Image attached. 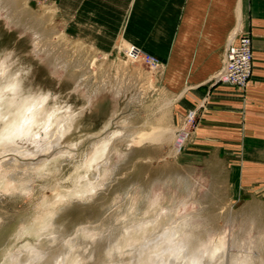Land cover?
Segmentation results:
<instances>
[{"label":"rangeland","instance_id":"374dc122","mask_svg":"<svg viewBox=\"0 0 264 264\" xmlns=\"http://www.w3.org/2000/svg\"><path fill=\"white\" fill-rule=\"evenodd\" d=\"M101 1L0 0L18 22L10 29L0 17V130L4 135L9 122L24 119L27 108L38 120L35 137L53 119L68 126H59V142L49 139L34 153L0 143V264H45L51 257L52 264H154L157 254L167 257L155 242L185 217L215 232L227 264L242 254L245 229L264 232V160L243 159L242 145L218 152L196 144V119L188 120L193 114L163 86L164 67L152 68L144 50L128 52L118 30L122 16ZM78 3L94 6L95 15ZM35 25L49 48L73 63L61 77L50 71L54 54L44 61L35 55L28 31ZM117 71L129 93L118 106L107 98L90 106L101 80ZM79 84L86 96L75 90ZM140 90L141 100L129 104ZM179 133L185 141L178 150Z\"/></svg>","mask_w":264,"mask_h":264},{"label":"crops","instance_id":"0c3cea01","mask_svg":"<svg viewBox=\"0 0 264 264\" xmlns=\"http://www.w3.org/2000/svg\"><path fill=\"white\" fill-rule=\"evenodd\" d=\"M101 2L122 16L121 43L148 52L164 67L163 86L183 111L195 114L196 144L218 152L222 145H242L243 159L264 160V0ZM77 7L95 15L94 6ZM236 33L253 39L254 68L245 90L212 83Z\"/></svg>","mask_w":264,"mask_h":264},{"label":"bare ground","instance_id":"6f19581e","mask_svg":"<svg viewBox=\"0 0 264 264\" xmlns=\"http://www.w3.org/2000/svg\"><path fill=\"white\" fill-rule=\"evenodd\" d=\"M0 17L2 18L4 23L10 29L16 28V26L18 25V22L16 23V18L11 16V15L9 16L7 14L6 9L2 3H0ZM39 29L40 28L36 25L31 26L28 29V31L30 32L29 35H30V37H32V43H33L35 55L40 60L44 61L45 59L50 58V56H52L54 54L55 55L54 57H56V59L54 61L56 63V65L50 71L56 77H61L70 68L71 69L73 68V66L71 65L73 63L71 61L66 60L67 58L64 61L62 59L63 56H65L64 54H57L56 55L55 52H53V50L51 49L52 47L49 48L50 47V44H49L50 42H48L49 39L46 38L47 36L45 37V34H40ZM26 34H28V33H26ZM230 40L232 41L234 39L231 38ZM126 44H127L126 46H127L128 52L131 54L134 53L135 48L127 42H126ZM33 54H34V52H33ZM226 55H227V53H226ZM253 56H254V54H253ZM153 60H154L153 68H158L160 66V64L157 62V60L155 58H153ZM225 61H226V58H225ZM2 65H3L2 67H4L5 64H2ZM224 65H225V62L223 64V67H224ZM223 67H222V69H223ZM222 69H221V71H222ZM4 70H5V68H4ZM82 73H83L82 79L85 77V79H83V80L88 81L87 74L84 71H82ZM117 73H116V75L114 74L112 76L105 77L103 80H101L98 87L96 86L97 90L94 91V93L91 94L90 96L88 94V96H89L88 99L90 102V104L89 103L88 104L90 106H91V104H94L95 102H99L104 98L111 100V102L115 106H118L121 98H123L127 93H129L128 91L130 90V87H131L130 83L128 85L127 81L123 80L124 77L119 75L118 71H117ZM218 75H219V73H217L214 78H216ZM83 80H82V82H83ZM81 84H79L78 88L76 87L77 89H75V90L77 92H79V89L82 90L83 95L86 96V89L87 88L86 87H80ZM132 84L133 83H131V85ZM226 85H228V84H226ZM15 86H16V84H15ZM133 86H134V84H133ZM139 86H140V84H139ZM247 86H246V88H247ZM8 89H11L10 91L14 92V88H12V86H11V88H8ZM245 89H243V90H245ZM141 93H142V90L135 92L134 95L131 97L129 104H132L135 101L136 102L140 101L141 100L140 99ZM28 102H29V100H28ZM31 102L33 104L34 101H31ZM34 105L37 107L36 103ZM38 107H39V104H38ZM22 108H21V110H23ZM27 109H29V108H27ZM37 110H39V109H37ZM37 110H35V111H37ZM24 111H25V109H24ZM34 113L31 112L30 114L27 115V112H26V117L24 116L25 118L24 119L22 118L21 121L16 122L13 119L14 125H12V122L11 123L9 122L8 125H6L8 128H7L4 136L10 135V132L8 131L9 129L12 131H15V129L17 127H21L22 131L18 135V138L17 137H11V142H9L8 140H4L3 143H1L2 146H5L6 149H8L11 152L13 151V152H33L34 153L35 151L42 149V147L45 146V144L47 143V141L49 139H51L50 144L55 143V142L57 143L60 141V139L57 138L58 137L57 134H59L61 132L62 128H64L65 126L66 127H68V126L66 124H64L62 121H61L62 124H58V125H57V123L53 124L54 119L52 118L53 120L51 119L52 121L49 122V126H48L47 131L45 133H43V135H41V137H38V135H37V137H35L34 133L32 132V128L36 124V121H38V120H36ZM21 115H19L20 118L22 117ZM24 115H25V113H24ZM194 116H195V114L191 117H188V120L193 119ZM15 119L20 120L18 118H15ZM26 119H30V122L26 123L25 122ZM57 119L55 118V120H57ZM61 119L63 120V118H61ZM59 126H60L61 130L59 129ZM53 133H55L54 136H52ZM61 134H62V132H61ZM132 135H134V134H132ZM178 137L179 138L177 139L176 147L179 150V149H181V147L184 144L185 134L179 133ZM135 138H134L135 144H138V143L140 144V141L142 140V139H140L141 137L140 138L135 137ZM12 175H13V177L12 176L11 177L14 179L15 178L14 173ZM155 187H162V186L160 184V185H156ZM160 191H162V190H160L159 188H157L155 190V192H160ZM204 226L205 225H203L200 220H198L194 217H187V218L185 217V219L182 220L179 224H177L175 226L173 225V227L167 229L165 231V233L162 234L160 240H157L156 242L154 241L155 243L160 244L159 246L157 245V247H156L157 252H160L167 257H164L165 259H158L160 257V255L157 254V257H155L156 259L155 260L152 259L153 260L152 263L156 264L158 262L160 264H176L177 262H182L183 264H225L224 260H223L224 259L223 245H221L220 243H218V244L215 243L213 241V237H214L215 232L204 229ZM141 230L146 232V228L141 229ZM176 238H178V239H176ZM152 244L153 243L149 244L146 248L148 250H150V246H152ZM238 248L240 251H242V254H240V256L238 255L235 260L232 258V256H229V258L227 259L228 260L227 264H264V232L261 233L260 231H256L255 228H253V227H251V228L249 227V228L245 229V231H243L240 243L238 244ZM147 249H145V250H147ZM181 249H183V251ZM200 253H204V255H200ZM61 254L64 255L66 253L63 252ZM51 258H49L47 260H51ZM47 260H46V262H47ZM46 262H45V264H52V261H48L49 263L48 262L46 263Z\"/></svg>","mask_w":264,"mask_h":264},{"label":"built area","instance_id":"2783aa9c","mask_svg":"<svg viewBox=\"0 0 264 264\" xmlns=\"http://www.w3.org/2000/svg\"><path fill=\"white\" fill-rule=\"evenodd\" d=\"M234 40L229 41L225 65L219 75L214 78L216 83H225L236 89H245L251 80L254 56L251 38L246 34H235ZM154 66V60L149 58Z\"/></svg>","mask_w":264,"mask_h":264},{"label":"snow or ice","instance_id":"6c2138e0","mask_svg":"<svg viewBox=\"0 0 264 264\" xmlns=\"http://www.w3.org/2000/svg\"><path fill=\"white\" fill-rule=\"evenodd\" d=\"M0 64H2V62H0ZM13 88L15 87V85L12 86ZM10 90V89H9ZM44 100L47 99V97H44L43 98ZM38 106V105H37ZM33 111L32 108H29L28 109V112L31 113ZM26 123H29L30 122V119H26L25 121ZM10 132V135L9 136H4L3 135V130H0V143H3L4 140H8L9 142H11V137H17L18 138V135L21 133L22 129L21 127H17L15 129V131H12V130H8ZM72 147H75V145L73 144ZM183 251V249H181ZM190 254V253H189ZM200 255H204V253H200Z\"/></svg>","mask_w":264,"mask_h":264}]
</instances>
